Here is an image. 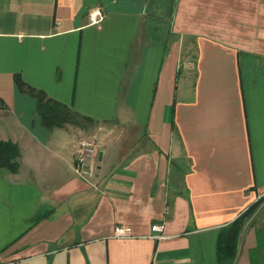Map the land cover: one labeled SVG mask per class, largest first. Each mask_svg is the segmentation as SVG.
<instances>
[{"label":"crops","instance_id":"1","mask_svg":"<svg viewBox=\"0 0 264 264\" xmlns=\"http://www.w3.org/2000/svg\"><path fill=\"white\" fill-rule=\"evenodd\" d=\"M173 4L160 28L149 0H0V141L18 148L0 167V264H217L220 229L259 202L233 261L250 264L264 0ZM17 75L86 120L45 127ZM82 137L97 146L90 180L74 171Z\"/></svg>","mask_w":264,"mask_h":264},{"label":"trees","instance_id":"2","mask_svg":"<svg viewBox=\"0 0 264 264\" xmlns=\"http://www.w3.org/2000/svg\"><path fill=\"white\" fill-rule=\"evenodd\" d=\"M16 87L36 99V112L41 123L51 128L62 126L65 123H76L86 120V117L77 115L62 103L45 95L42 90L36 89L22 80L14 77ZM17 146L9 141H0V167H14L17 164ZM259 203V202H258ZM254 203L247 207L232 222L223 226L215 241V257L217 264H233L237 254L238 238L242 228L258 206ZM35 218H37L35 216ZM256 245L250 250V264H264V227L256 228ZM258 258V259H257Z\"/></svg>","mask_w":264,"mask_h":264},{"label":"built area","instance_id":"3","mask_svg":"<svg viewBox=\"0 0 264 264\" xmlns=\"http://www.w3.org/2000/svg\"><path fill=\"white\" fill-rule=\"evenodd\" d=\"M91 22H98L102 19V13L99 9H94L89 13ZM97 146L94 142L85 137L77 140L75 143L74 171L83 179L90 180L94 177L96 168ZM164 224L162 222L152 223L150 227L151 237L157 240L163 238ZM128 231L123 227L117 226L114 229V236H127Z\"/></svg>","mask_w":264,"mask_h":264},{"label":"rangeland","instance_id":"4","mask_svg":"<svg viewBox=\"0 0 264 264\" xmlns=\"http://www.w3.org/2000/svg\"><path fill=\"white\" fill-rule=\"evenodd\" d=\"M173 1L174 0H149L150 14H152V13L158 14L157 15L158 19L156 21H160V28L164 27V25L162 26L163 23H168V20L171 16V12L174 9ZM148 17L149 16H147V18ZM148 20L149 21H152V20L155 21V19H152V17L151 18L149 17ZM257 214L260 215V217H263L264 209H263V211L258 209ZM259 221L261 222L260 219H259ZM254 224H255V222H254ZM256 224L260 225L258 222ZM261 225H262L261 227H264V224H261Z\"/></svg>","mask_w":264,"mask_h":264}]
</instances>
